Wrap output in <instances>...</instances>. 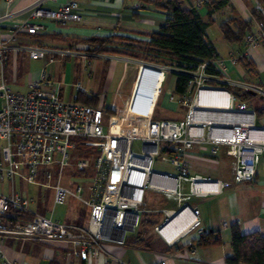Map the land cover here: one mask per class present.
<instances>
[{"label":"built area","instance_id":"built-area-1","mask_svg":"<svg viewBox=\"0 0 264 264\" xmlns=\"http://www.w3.org/2000/svg\"><path fill=\"white\" fill-rule=\"evenodd\" d=\"M12 0H7L10 3ZM47 0H36L19 11L0 13V23L9 20L14 14L26 12L28 15L16 22L0 38V67L11 54L25 53L32 59L53 62L59 57L74 54L68 48L48 46L41 43H24L25 35L43 30L42 19L60 22L79 21L82 14L78 0H68L56 8H47ZM209 0H195L194 7ZM264 39V22L258 30L245 36V43L259 45ZM99 57H112L108 53L96 54ZM244 54L229 57V62L237 63ZM227 61L218 59V64L226 68ZM167 71H185L190 75L187 91L183 95L169 94V100L186 107L183 119H154L151 116H137L129 120L122 131L107 134L104 129L105 110L103 96L96 105L79 101L68 102L61 99L56 80L45 67L38 77L28 83L25 91L13 90L2 79L0 96V235L37 237L46 240H66L73 248L67 254H76L80 259L98 256L105 251L108 243L124 246L128 232L135 230L144 212H161L164 217L155 229L169 244L178 242L181 237L198 229L200 220L194 209L183 202L177 208L166 206L158 209L145 207L146 192L152 190L164 194H175L183 200L187 196H203L210 192L218 193L223 181L190 173L186 152L196 143H206L212 153L224 146L234 158L232 178L237 182L254 179L257 166L264 154V126L256 123L253 108L237 106L233 88L254 90L264 96L262 86L233 80L221 73L214 60H203L193 69L178 68L169 64H155ZM214 68L219 72L209 70ZM77 90L81 84L76 83ZM203 92H210L219 101H226L225 108L211 109L199 100ZM211 107V106H210ZM226 112L238 119L211 118L202 113ZM200 115H199V114ZM75 137L98 141L99 153L91 164L80 157L76 166L80 170H92L90 182L67 186L62 183L65 168L72 165V148ZM133 140H139L140 150H134ZM169 143L173 152H162ZM160 156L176 169L170 173L156 169L155 159ZM115 162L117 163L115 165ZM113 168H116L113 171ZM56 176V178H55ZM45 178V181L42 179ZM40 183L54 190L53 203H64L68 197L84 203L89 208L88 221L84 226L54 220L31 209V199L16 189L15 181ZM188 184V192L184 184ZM6 185V188L4 186ZM88 190V194L85 191ZM17 211L24 216L11 215ZM187 211L188 229L170 240L173 227H168L170 219L178 212ZM31 215L29 219L26 215ZM16 217V218H15ZM223 225H227L224 223ZM201 235L203 230L199 229ZM3 264H21L6 260L0 247ZM115 264H128L121 257ZM156 264H168L166 259Z\"/></svg>","mask_w":264,"mask_h":264},{"label":"crops","instance_id":"crops-1","mask_svg":"<svg viewBox=\"0 0 264 264\" xmlns=\"http://www.w3.org/2000/svg\"><path fill=\"white\" fill-rule=\"evenodd\" d=\"M34 1L36 0H12L7 3V0H0V13L19 11ZM66 1L68 0H47L44 6L56 8ZM176 1L182 8L192 7L195 2V0ZM78 3L82 14L81 20L60 22L45 18L41 20L44 25L43 30L33 35H25L20 39L24 43H41L74 51V54L59 57L50 63L45 58L40 59V69L45 67L48 74L56 80L61 99L68 102H80L83 97L97 95L99 101L100 97L103 96L105 132L114 134L122 131L129 120H122L124 117L117 113V108L106 106V94L94 93L89 91V88L95 86L97 78H102L105 83V86L103 84L104 88L110 89L113 83V75H110L114 69L119 68L118 62H123L124 73L118 75L116 85L125 86L127 88L126 93H133L141 100L155 104L156 109L151 112L152 118L183 119L186 113V110L181 113L183 105L169 100V94H175L176 75L173 72L160 67L156 68L158 66H152L156 63L146 62L126 54L108 53L113 56L99 57L95 51L96 44L89 41L90 38L97 36L118 37L115 38L116 41L112 45L120 49L129 48L126 46L128 41L134 45L139 42L143 43L148 39L149 33L158 30L165 22L167 11L161 9L152 0H78ZM259 7L263 9L260 0H229L227 5L212 12L213 22L207 27L206 34L218 51V57L214 59V63L223 75L233 80L250 82L264 88V39L255 46L246 44L245 39L240 43H231L224 38L221 29L222 22L232 17H238L252 19L251 29L246 31L245 35L257 31L261 20L254 16L253 11ZM196 8L204 18L208 16V3ZM27 15L26 12L17 13L9 20L0 23V38L4 37L16 22L22 21ZM238 54H244V60L242 58L235 64L230 63L229 57ZM21 57L24 58L25 64L32 59L21 52L15 55L11 54L6 60V64H10L12 59L20 64ZM221 58L226 59V68L218 64V59ZM160 64L164 65L163 63ZM66 67H68L72 80L67 93L63 86L65 83L62 81ZM40 69L30 75L29 82L38 77ZM75 75H80V78L83 75L88 81L87 84L84 85L75 81ZM76 83L81 84L79 90L75 87ZM97 87L99 89V83ZM17 91L21 90L17 89ZM260 95L256 94L252 97V100L260 99L259 102H256L255 107H250L247 102L248 108L264 107V96L261 97ZM257 117L260 116H256V120ZM259 125L264 126V123ZM186 158L190 173H199L221 180L223 181V188L218 193L210 192L199 197L187 196L183 200L175 194L159 192L160 195L155 199L146 196L145 207L149 209H158L164 205L169 208H177L179 203L181 205L183 202L194 209L197 218L200 220L199 228L181 237L178 242L169 244L157 233L155 227L162 222L163 214L157 225L149 227L143 222L144 214L151 213L153 216L151 218L157 217L154 214L156 212L150 211L141 214L139 222L142 230L139 232L135 228V230L128 232L124 246L108 243L105 245V251L98 256L82 260L76 254L69 255L67 252L73 248V245L66 240L0 235V247L4 257L9 262L21 264H115L114 259L117 256L128 264H156L161 259H166L168 264H225V257L233 252L230 243L233 224H236L244 233L253 230L264 233V154L260 157L254 179L248 182L233 180L234 158L227 153L224 146L219 147L217 153H212L209 144L196 143L187 150ZM168 165L169 168H162L156 167L154 164L156 169L176 173L175 167L169 163ZM115 170L116 168H113V171ZM90 171L88 175L79 174L73 179L66 180L65 185L83 184L81 180H89L90 182L92 170ZM19 182L25 181L19 179ZM25 184L21 191H18L31 199L30 206L33 211L42 213L41 210L43 209L44 213L42 214L54 220L80 226L87 224L89 208L83 222L80 217L79 205L84 203L73 197H68L64 203H60L66 204L64 214L62 217L56 216L54 208L58 204L53 203V188L46 187L47 189L44 190V185L40 183L25 182ZM29 184L33 188V193H31V188H28ZM184 191L188 192V184L186 183L184 184ZM85 194H88V190L85 191ZM30 217V214L26 215L27 219ZM224 223L227 225H223ZM199 229L217 231V236L220 237L221 241L208 245L199 243L198 238L201 236ZM139 237L145 240L142 245L133 244L128 240ZM2 259L3 257L0 256V264H3Z\"/></svg>","mask_w":264,"mask_h":264},{"label":"trees","instance_id":"trees-1","mask_svg":"<svg viewBox=\"0 0 264 264\" xmlns=\"http://www.w3.org/2000/svg\"><path fill=\"white\" fill-rule=\"evenodd\" d=\"M152 1L156 2L161 9L167 11V18L158 30L149 33L146 41L139 42V45L126 41V46L129 48L120 49L112 45L116 41L115 38L118 37L97 36L89 39L91 43L98 45L95 51L126 54L146 62L169 64L183 69H193L203 60H214L218 57V51L213 42L207 38L206 29L213 22L212 12L227 5L229 0H209V11L206 18L200 14L196 7L182 8L176 0ZM260 4L263 9L260 7L255 8L253 13L258 20L264 22V0H260ZM251 26L252 19L232 17L222 22L221 29L227 41L240 43L245 39V33L251 29ZM209 70L219 72L214 68ZM173 73L176 75L174 92L183 95L187 91L190 75L183 70L173 71ZM233 90L236 93L237 106L245 103L248 107V100L254 96L251 91L242 90L239 87L233 88ZM97 98V95L83 97L80 102L96 105ZM255 112L256 116L264 115V107L256 108ZM79 138L81 137H75L74 139ZM162 152L171 153L173 148L169 143H165ZM98 153L99 150L97 149L95 155ZM156 213H154L157 215L156 218H151L153 217L151 213L144 214L143 222L149 227L157 225L163 213ZM10 214L16 217L24 216V214L17 211H11ZM128 240L138 245L145 242L142 237ZM198 241L201 244L208 245L219 243L221 240L217 236V231L208 230L203 232ZM230 243L233 252L225 257V264H264V233L261 231L253 230L244 233L236 224H233L231 226Z\"/></svg>","mask_w":264,"mask_h":264},{"label":"rangeland","instance_id":"rangeland-1","mask_svg":"<svg viewBox=\"0 0 264 264\" xmlns=\"http://www.w3.org/2000/svg\"><path fill=\"white\" fill-rule=\"evenodd\" d=\"M96 47H98V45H95ZM13 57V56H12ZM24 58L21 57L20 60V64L16 63V60L13 59L11 60L10 64H4V69L1 70L0 67V83L3 80H5V83H7L13 90H21V91H25L27 89L28 86V82H29V78L30 75H33L34 73H36V71H38V69H40L41 66V60L37 59V60H30L27 64L24 63ZM119 64V68H116L112 71L111 75L112 76V85L110 87V89L106 90V88H104L105 83L102 80V78H97L95 80V86L89 88V91H92L94 93L96 92H101V94H106L107 97H105V102H106V106L107 107H114L117 108V113L124 117L123 119H126V121L128 120H132L137 116H151L152 115V111L153 109H156V105L155 104H151L148 103L147 101H143V99L141 100L140 98L136 97L133 93L128 94L126 93V87L125 86H121L116 85V81H117V77L118 75H122V73H124V63L123 62H118ZM148 64V63H146ZM151 65V64H149ZM152 66L156 67L155 65L152 64ZM42 68V67H41ZM159 68V67H156ZM110 72V71H109ZM73 78V77H72ZM95 79V77H94ZM75 81L81 82L82 84L86 85L87 84V79L82 75L80 78V75H75L74 78ZM62 81L65 83L63 84L64 86V90L67 93L70 89V81L71 80V74L68 71V67L65 68V73H63L62 75ZM99 83V89L97 87V84ZM104 84V86H103ZM103 92V93H102ZM260 99L255 98L252 100L249 99L248 100V105L250 107H255L256 102H259ZM2 102H3V98L0 96V107L2 106ZM160 108V107H159ZM183 110V111H182ZM181 110V113H184V111L186 110V107L183 106ZM155 111V110H154ZM117 116V115H116ZM128 119V120H127ZM257 124H261L264 123V115H261L260 117H257L256 120ZM75 140V139H73ZM97 144L98 141L96 140H92V139H86V138H79L76 139L72 148V165H69L66 167L65 172L63 174V178H62V183L65 185L66 184V180H70L73 179V177L78 176L79 174H83V175H88L90 174V166L88 168V170H80L78 169V167L76 166V163L78 161V159L80 157H84L87 162L89 164L92 163L93 158L95 156V153L97 151ZM132 147L134 150H140V142L139 140H133L132 143ZM117 163L115 162V165ZM155 166L156 167H162V168H169V165L167 162H163L160 159V156L156 157L155 159ZM66 175H68V177H66ZM56 178V176H55ZM65 179V180H64ZM43 181H45V178L42 179ZM81 180V179H80ZM83 182V184L87 187L89 184V180H81ZM15 185H16V189L20 190L23 188V185H26L25 182H19V180L15 181ZM4 188H6V185L4 186ZM25 188V186H24ZM31 188V193H33V188L32 186L29 184V187ZM45 186H43V189L45 190ZM49 188V187H48ZM47 189V188H46ZM187 191V188H186ZM160 194H158V192L152 191V190H147L146 192V196L150 199H155L158 198ZM166 206V205H164ZM66 204H58L55 206V215L56 216H61L64 214L65 212V208ZM80 207V211H81V220L83 222V219L85 218L87 212H88V207L86 205H79ZM42 213H44V210H41ZM142 230V226L141 223L139 222L138 226L136 227V231H141Z\"/></svg>","mask_w":264,"mask_h":264},{"label":"bare ground","instance_id":"bare-ground-1","mask_svg":"<svg viewBox=\"0 0 264 264\" xmlns=\"http://www.w3.org/2000/svg\"><path fill=\"white\" fill-rule=\"evenodd\" d=\"M199 100L202 101L204 104L208 105L209 108L211 109H216V108H225V102L219 101L218 99H216V97H213L211 95L210 92H203L200 96H199ZM211 106V107H210ZM199 114V113H198ZM200 115V114H199ZM201 115H205L211 118L217 117L218 119H238L237 116L235 115H231V114H227L226 112H214L212 110H210L209 112H205L202 113ZM187 215V211L180 213L178 212L176 216H173L170 219V223L168 224V227H173V232L171 234H169V238L170 240H172L173 238H175L176 236H178L179 234L184 233L188 227H189V223H188V217H186Z\"/></svg>","mask_w":264,"mask_h":264},{"label":"water","instance_id":"water-1","mask_svg":"<svg viewBox=\"0 0 264 264\" xmlns=\"http://www.w3.org/2000/svg\"><path fill=\"white\" fill-rule=\"evenodd\" d=\"M251 93H252L253 95H256V94H257V92L254 91V90H252ZM260 96L262 97L263 95H260ZM239 106L242 107V108H244V107H246V104H245V103H241ZM196 210H197V209H196Z\"/></svg>","mask_w":264,"mask_h":264}]
</instances>
